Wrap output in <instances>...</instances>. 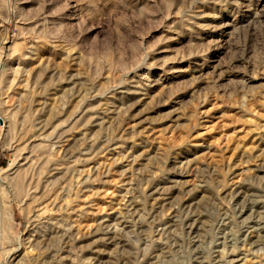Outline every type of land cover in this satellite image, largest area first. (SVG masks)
I'll list each match as a JSON object with an SVG mask.
<instances>
[{"label": "rangeland", "instance_id": "obj_1", "mask_svg": "<svg viewBox=\"0 0 264 264\" xmlns=\"http://www.w3.org/2000/svg\"><path fill=\"white\" fill-rule=\"evenodd\" d=\"M0 264H264V0H0Z\"/></svg>", "mask_w": 264, "mask_h": 264}]
</instances>
